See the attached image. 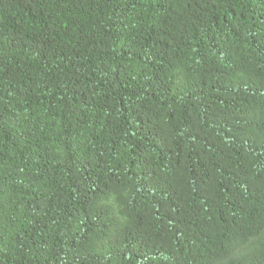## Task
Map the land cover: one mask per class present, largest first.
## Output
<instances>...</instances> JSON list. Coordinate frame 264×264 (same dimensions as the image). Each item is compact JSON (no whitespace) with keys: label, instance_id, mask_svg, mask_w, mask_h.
Returning a JSON list of instances; mask_svg holds the SVG:
<instances>
[{"label":"trees","instance_id":"1","mask_svg":"<svg viewBox=\"0 0 264 264\" xmlns=\"http://www.w3.org/2000/svg\"><path fill=\"white\" fill-rule=\"evenodd\" d=\"M224 259L264 264V0H0V264Z\"/></svg>","mask_w":264,"mask_h":264},{"label":"clouds","instance_id":"2","mask_svg":"<svg viewBox=\"0 0 264 264\" xmlns=\"http://www.w3.org/2000/svg\"><path fill=\"white\" fill-rule=\"evenodd\" d=\"M257 238H252L250 239L247 243H244V244H241L240 246H238L235 250V252L233 253L234 256H239V255H242L245 253V251L251 247L254 243H255V240ZM222 264H230V260L229 259H224L222 261Z\"/></svg>","mask_w":264,"mask_h":264}]
</instances>
